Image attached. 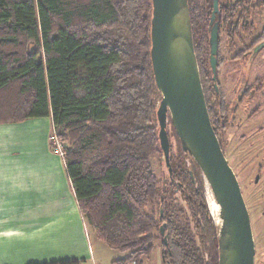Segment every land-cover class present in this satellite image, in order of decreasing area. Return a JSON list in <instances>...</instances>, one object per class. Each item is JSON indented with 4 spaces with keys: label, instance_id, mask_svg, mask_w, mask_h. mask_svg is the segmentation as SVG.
Returning <instances> with one entry per match:
<instances>
[{
    "label": "trees",
    "instance_id": "obj_1",
    "mask_svg": "<svg viewBox=\"0 0 264 264\" xmlns=\"http://www.w3.org/2000/svg\"><path fill=\"white\" fill-rule=\"evenodd\" d=\"M187 3L207 111L224 152L227 107L209 65L208 6ZM227 10L222 4L215 19L224 33L231 30ZM151 15V0H0V124L51 119L88 231L126 255L113 264H142L157 241L164 264H217L203 177L169 120L177 151L173 157L170 146L168 168L163 161L157 196L151 162L163 154ZM216 59L218 70L219 49ZM262 87L264 76L249 90Z\"/></svg>",
    "mask_w": 264,
    "mask_h": 264
},
{
    "label": "water",
    "instance_id": "obj_2",
    "mask_svg": "<svg viewBox=\"0 0 264 264\" xmlns=\"http://www.w3.org/2000/svg\"><path fill=\"white\" fill-rule=\"evenodd\" d=\"M151 4L150 59L155 86L160 93L157 120L164 164L168 168L169 120L181 150L199 168L218 207L217 264H254V243L246 205L209 119L194 53L187 0H151ZM213 8L215 12L217 1ZM211 18L212 22L214 14ZM209 45V65L215 81L216 24L211 29ZM159 230L164 233L163 226Z\"/></svg>",
    "mask_w": 264,
    "mask_h": 264
},
{
    "label": "crops",
    "instance_id": "obj_3",
    "mask_svg": "<svg viewBox=\"0 0 264 264\" xmlns=\"http://www.w3.org/2000/svg\"><path fill=\"white\" fill-rule=\"evenodd\" d=\"M52 135L50 118L0 124V264H108Z\"/></svg>",
    "mask_w": 264,
    "mask_h": 264
},
{
    "label": "rangeland",
    "instance_id": "obj_4",
    "mask_svg": "<svg viewBox=\"0 0 264 264\" xmlns=\"http://www.w3.org/2000/svg\"><path fill=\"white\" fill-rule=\"evenodd\" d=\"M221 1L224 2L226 0ZM250 3L252 5H249ZM248 6L249 18L247 23L252 25L250 31V40H252V37L264 33V0H258V2L256 0L249 1ZM225 40L224 32H222L219 37V55L222 58V62L219 69L216 70V83L225 105L231 113L244 86L252 84L255 79L260 78L264 74V42L261 43L263 44L262 49L251 54L248 61L245 59L230 61L233 53H227ZM258 52L259 54H257ZM257 105L260 107V113L255 117L253 123L255 127L258 126L264 122V97H255L252 101L245 102L239 107L235 115L228 113L229 121L232 119L238 120V122L244 120L252 110L257 108ZM233 124L234 127H232ZM233 124H229V127L222 136L224 155L228 165L236 176L248 212L255 250V264L257 259L264 264V215L261 213L264 208L262 197V187L264 184V133L258 135L255 133L254 128L248 131L242 128L243 126L240 123L237 125L238 128H236V122H233ZM167 134L174 157L177 151L176 140L168 128ZM243 137H246L245 141H242ZM51 142L54 147H56V144H59L62 149L63 143L56 138H53ZM163 161V157H155L151 162L152 171L157 178V196L160 195V191L164 185L163 175H165L166 170L163 166ZM256 178H258V183H255ZM202 189L210 217L216 225H219L218 207L204 178ZM155 203H158V200ZM153 208L155 209V207ZM152 234L155 235L154 233ZM121 257L119 252L107 249L104 259H106L108 264H113L114 261ZM163 261L161 244L157 241L153 244L150 254L142 259V264H164Z\"/></svg>",
    "mask_w": 264,
    "mask_h": 264
},
{
    "label": "flooded vegetation",
    "instance_id": "obj_5",
    "mask_svg": "<svg viewBox=\"0 0 264 264\" xmlns=\"http://www.w3.org/2000/svg\"><path fill=\"white\" fill-rule=\"evenodd\" d=\"M214 1H217V9L215 12L213 8ZM249 1H253V0H226L224 2H222L221 0H199V4H201L202 6H206V7L208 6V12L210 15L208 24H210L211 26L210 32L214 24L217 25L218 42H219V37L222 32L219 31L218 23H216L215 19H216V16L220 12V8H222V4L227 3V7H228L227 11L230 13H228L226 16L229 18V21L231 22V30H227L224 33V36L226 39L225 49H227L226 50L227 53L228 52H229L228 54L233 53V55L230 57V61H239V60H244V59L248 61L249 56L253 53H256L255 50L260 46L259 44L264 42V39L261 41L257 40L262 35L252 37L253 39L250 40L251 32L248 29L243 28L244 25L245 26L248 25L247 20L249 18V13H248L249 12V6H248ZM256 2H258V0H256ZM249 5H252V4L250 3ZM212 14H214V18H213V21L211 22ZM209 36H210V33H209ZM262 47L260 49H262ZM260 49L258 51H260ZM257 54H259V52ZM263 76L264 74L261 77ZM260 78L255 79V81ZM254 82L250 85L244 86V88L241 90L236 106L233 107L231 113L229 112L230 110L227 108L226 123H228V125L226 126L224 131L227 130V128L229 127V124L232 125L233 122H236L235 124L236 128H238L237 125H239L240 123V125L243 126L241 127L245 128V130L247 129L249 131L254 128V131L256 134L261 135L262 133H264V122L260 123L256 127L254 126V123H253V120L255 119V117L260 113L259 105H257V108L252 110L245 117L244 120H241L239 122L238 120H234V119L229 121V116H228V113L235 115L238 112L239 107L242 106L245 102H250L255 97H264V87H262L260 90H255V89L249 90L254 85ZM216 86H217V83H216ZM244 93H246L247 96L243 98ZM232 127H234V124L232 125ZM245 138L246 137H243V139L241 138L242 141H245L246 140ZM220 139L222 138L220 137ZM222 142H223V139H222ZM255 183H258V178L255 179ZM263 188H264V184L262 187V191H263ZM263 212H264V208L261 213L263 214ZM254 256H255V250H254ZM254 264H255V261H254ZM256 264H263V263L259 259H257Z\"/></svg>",
    "mask_w": 264,
    "mask_h": 264
},
{
    "label": "built area",
    "instance_id": "obj_6",
    "mask_svg": "<svg viewBox=\"0 0 264 264\" xmlns=\"http://www.w3.org/2000/svg\"><path fill=\"white\" fill-rule=\"evenodd\" d=\"M55 150L58 153V155L63 157V152H62L61 146L59 144H56ZM130 264H136V262L132 261Z\"/></svg>",
    "mask_w": 264,
    "mask_h": 264
},
{
    "label": "bare ground",
    "instance_id": "obj_7",
    "mask_svg": "<svg viewBox=\"0 0 264 264\" xmlns=\"http://www.w3.org/2000/svg\"><path fill=\"white\" fill-rule=\"evenodd\" d=\"M211 204V203H210ZM215 204V203H214ZM210 206V205H209ZM213 211V210H212ZM216 212V211H215Z\"/></svg>",
    "mask_w": 264,
    "mask_h": 264
}]
</instances>
